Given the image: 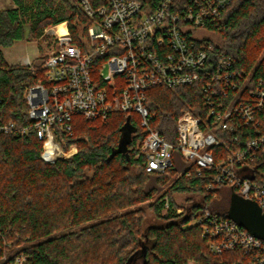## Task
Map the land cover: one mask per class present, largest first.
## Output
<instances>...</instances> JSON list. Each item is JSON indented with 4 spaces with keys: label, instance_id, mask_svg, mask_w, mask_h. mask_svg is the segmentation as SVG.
I'll list each match as a JSON object with an SVG mask.
<instances>
[{
    "label": "trees",
    "instance_id": "obj_1",
    "mask_svg": "<svg viewBox=\"0 0 264 264\" xmlns=\"http://www.w3.org/2000/svg\"><path fill=\"white\" fill-rule=\"evenodd\" d=\"M12 1L16 7L0 9V112L26 126L31 122L26 89L43 80L44 60H33L35 71L23 64L11 65L3 48L18 40L35 41L49 26L64 21L78 41L80 25L88 20L76 0ZM217 33L234 68L251 75L253 83L259 79L264 83V0H233ZM147 107L154 115L152 126L172 142L185 110L206 113L204 94L196 85L152 88ZM256 121L264 133V107ZM72 126V135L57 132V136L66 150L76 145L77 151L55 163L44 161L42 142L33 134L0 137V264H6L1 255L9 259L24 255L27 264L225 263L226 254L210 252L199 225L187 226L203 210L201 199L210 203L213 213L228 217L225 207L211 204L221 191L219 186L207 189L209 175L194 171L190 176L178 175L187 168L178 150L174 167L147 172L143 158L137 156L145 131L134 112H114L106 120L77 114ZM127 127L133 135L128 149L131 161L122 153L108 161ZM239 134L243 138L236 144L243 145L246 136L256 132L243 125ZM214 152L220 161L227 150L215 146ZM261 167L264 172V160ZM177 194L188 195L183 204L176 201ZM146 202L157 221L147 223L141 206Z\"/></svg>",
    "mask_w": 264,
    "mask_h": 264
},
{
    "label": "built area",
    "instance_id": "obj_2",
    "mask_svg": "<svg viewBox=\"0 0 264 264\" xmlns=\"http://www.w3.org/2000/svg\"><path fill=\"white\" fill-rule=\"evenodd\" d=\"M76 2L88 20L80 25L79 40L68 21L62 22L63 33L58 24L52 27L53 49L41 65L43 80L26 89L31 122L21 126L0 112V137L33 134L42 142L44 161L55 163L77 151L76 145L66 150L57 136V132L72 135L75 115L106 120L114 112H134L145 131L137 156L143 158L147 172L174 167L178 150L187 166L178 175L207 174L208 190L230 186L264 212V133L256 121L264 107V83L262 79L253 83L251 75L234 68L217 33L233 0ZM32 62L26 58L23 65L35 71ZM195 85L204 94L205 116L185 110L177 121L176 141H169L152 126L147 94L156 87ZM2 102L0 98V111ZM243 125H251L256 135L237 145ZM215 146L227 150L220 161ZM190 225L201 227L211 253L226 254L224 264H264V239L213 213L208 205ZM1 259L6 264H27L24 255L12 259L1 255Z\"/></svg>",
    "mask_w": 264,
    "mask_h": 264
},
{
    "label": "rangeland",
    "instance_id": "obj_3",
    "mask_svg": "<svg viewBox=\"0 0 264 264\" xmlns=\"http://www.w3.org/2000/svg\"><path fill=\"white\" fill-rule=\"evenodd\" d=\"M6 2L4 0H0V6L7 7L8 5L5 4ZM0 7V9H1ZM55 26V25H53ZM49 26L45 30V34L36 39L35 41H27V40H18L16 41L12 46L8 47L6 52V60L9 64L14 65L18 61H22L25 57H28L30 60H34L37 58L38 60H44V58L50 53V51L53 49L52 44V27ZM108 68H104L103 71L107 72ZM220 191L221 195L219 198H213L211 201V204H219V206H223L229 210L230 207V199L233 192L232 187L221 185ZM187 194H177L176 195V201L183 204V201L187 198ZM201 199V198H200ZM204 204L210 205L209 202H204L203 199H201ZM147 202L144 203L141 206H145L146 214H147V223L155 222L157 221L156 218H154V213L150 207L147 206ZM192 264V263H191Z\"/></svg>",
    "mask_w": 264,
    "mask_h": 264
},
{
    "label": "water",
    "instance_id": "obj_4",
    "mask_svg": "<svg viewBox=\"0 0 264 264\" xmlns=\"http://www.w3.org/2000/svg\"><path fill=\"white\" fill-rule=\"evenodd\" d=\"M132 137V131L128 127L125 128L120 136L118 145L112 149L107 160L110 161L116 154L122 153L126 155L128 161H131L128 149ZM228 217L254 235L264 239V212L255 201L243 198L233 192L230 199Z\"/></svg>",
    "mask_w": 264,
    "mask_h": 264
},
{
    "label": "crops",
    "instance_id": "obj_5",
    "mask_svg": "<svg viewBox=\"0 0 264 264\" xmlns=\"http://www.w3.org/2000/svg\"><path fill=\"white\" fill-rule=\"evenodd\" d=\"M6 3V5H8L7 7H16V5H15V3L12 1V0H4ZM3 5V4H2ZM1 5V6H2ZM0 6V7H1ZM7 7H3V8H7ZM2 8V7H1ZM8 49V47H6V48H3V51H4V55H6V50ZM5 58H6V56H5ZM26 58H28V57H25L22 61H18L17 63H15V64H23V62H24V60L26 59ZM8 62V61H7Z\"/></svg>",
    "mask_w": 264,
    "mask_h": 264
},
{
    "label": "bare ground",
    "instance_id": "obj_6",
    "mask_svg": "<svg viewBox=\"0 0 264 264\" xmlns=\"http://www.w3.org/2000/svg\"><path fill=\"white\" fill-rule=\"evenodd\" d=\"M57 28L60 32H65L66 31V28H65V24L64 23H60L57 25Z\"/></svg>",
    "mask_w": 264,
    "mask_h": 264
}]
</instances>
